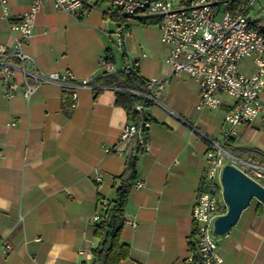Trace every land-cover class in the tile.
<instances>
[{"label":"crops","instance_id":"obj_1","mask_svg":"<svg viewBox=\"0 0 264 264\" xmlns=\"http://www.w3.org/2000/svg\"><path fill=\"white\" fill-rule=\"evenodd\" d=\"M31 2L7 0V15L0 4V46L6 53L15 37L12 27ZM252 12L264 33V0H256ZM142 20L126 21L118 47L120 18L107 4L75 17L46 2L37 14L25 52L41 70L68 74L84 85L74 91L75 101L72 91L47 84L27 102L19 93L6 98L0 84V264L90 262L97 198L112 199L131 143L118 139L128 123L124 109L115 104L116 89L123 86L94 82L105 73L103 58L114 67L107 74L123 72L131 63L140 80L165 79L161 97L166 110L154 104L147 113L148 150L131 152L134 182L144 181L146 187L134 189L133 182L128 193L120 240L129 245L130 255L122 264H188L195 253L189 246L191 215L207 168L208 141L224 143L223 119L232 100L224 96L218 109L197 110V85L182 79L186 75H172L165 61L169 48L154 45L149 27L154 23ZM192 103L205 113L196 116ZM228 149L264 165V124L255 120L237 127ZM216 244L221 264H264V206L258 201L249 205ZM6 246L10 249L4 252Z\"/></svg>","mask_w":264,"mask_h":264},{"label":"built area","instance_id":"obj_2","mask_svg":"<svg viewBox=\"0 0 264 264\" xmlns=\"http://www.w3.org/2000/svg\"><path fill=\"white\" fill-rule=\"evenodd\" d=\"M6 1L0 0L5 15L8 14ZM46 2H50L55 11L75 17L98 6V0H32L20 22L12 27L15 37L11 51L6 53L4 47L0 46V84L8 99L19 93L29 102L41 85L49 84L72 91V99L75 101L74 91L84 85H79L68 74L41 70L24 50L32 38L35 18ZM255 2L256 0H110L120 18L115 30L118 47L122 45L128 19L156 20L161 30V41L169 48L165 61L172 67V75H186L198 87L196 109H218L224 96L232 100L223 119V140L234 138L239 126L250 125L255 120L264 124V103L260 101V96L264 94V33L256 28L255 18L251 15ZM245 58L252 59L255 71L251 74L239 71L238 65ZM101 64L105 73L114 71L108 58H103ZM123 72L137 74L131 63L125 65ZM141 81L143 87L139 90L130 87L116 89L131 92L143 99L134 107L137 122L127 123L121 129L118 139L120 142L135 140L141 150L146 151L149 146L146 133L151 126L148 109L154 104L160 105L159 98L164 91L165 79ZM208 143L207 168L191 215L196 231V250L188 257L187 262L221 264L217 238L212 234V224L226 212L220 181L222 168L231 164L264 187V165L238 158L216 141L209 140ZM102 148L106 153L113 152V149ZM114 152L121 154L120 151ZM96 180L101 181V176H96ZM133 187L143 189L146 183L136 181ZM260 204L264 206L263 203ZM8 249L10 247L6 246L4 252Z\"/></svg>","mask_w":264,"mask_h":264},{"label":"trees","instance_id":"obj_3","mask_svg":"<svg viewBox=\"0 0 264 264\" xmlns=\"http://www.w3.org/2000/svg\"><path fill=\"white\" fill-rule=\"evenodd\" d=\"M107 4L110 9H113L110 0H98V5ZM118 14V11L115 10ZM142 23L156 24V20L144 19ZM118 81V82H116ZM95 83L110 84L111 82L120 83V86L130 87L134 89H142L143 83L136 75L126 74L125 72L103 75L94 80ZM142 98L124 90H119L115 93V104L120 106L126 112L128 123L137 122V114L134 110L136 104L142 102ZM234 138L224 140L223 146L228 148V142ZM128 146L130 155L126 159V168L124 172L117 178L114 185V197L105 200L98 197V216L94 229V238L96 246L91 252L90 262L82 264H122L129 258L130 248L128 244L121 242L120 234L124 224V210L128 197L129 190L135 178V170L132 165L131 152L140 151L141 147L137 145L135 140H131ZM2 242L0 238V243ZM196 231L193 227L191 240L189 242L190 250H196ZM196 258V255H195ZM188 264H196L188 263Z\"/></svg>","mask_w":264,"mask_h":264},{"label":"water","instance_id":"obj_4","mask_svg":"<svg viewBox=\"0 0 264 264\" xmlns=\"http://www.w3.org/2000/svg\"><path fill=\"white\" fill-rule=\"evenodd\" d=\"M220 181L226 212L213 221L212 234L216 238L228 234L252 199L264 204V187L251 180L233 165L223 166Z\"/></svg>","mask_w":264,"mask_h":264},{"label":"rangeland","instance_id":"obj_5","mask_svg":"<svg viewBox=\"0 0 264 264\" xmlns=\"http://www.w3.org/2000/svg\"><path fill=\"white\" fill-rule=\"evenodd\" d=\"M256 7V6H255ZM255 7H254V10H255ZM253 13L254 12H251V15L253 16ZM149 27H151V28H153V29H151L152 30V32L154 33V45H156V43H161V45L163 46L164 44H162V42L160 41V38H161V34H160V30H159V26L157 25V24H154V25H149ZM115 40V39H114ZM113 40V41H114ZM115 42V41H114ZM116 44V43H115ZM114 44V45H115ZM115 56L116 57H118V53L117 52H115ZM118 59H119V57H118ZM117 59V60H118ZM238 68H239V71L241 72V73H244V74H251V73H253L254 71H255V68H254V65H253V63H252V59L251 58H245V59H243L240 63H239V65H238ZM174 79H176V78H174ZM182 79H189L188 78V76H184V77H182ZM193 85V84H192ZM194 86V85H193ZM159 103H160V105L158 106V107H160L161 109H165L164 107L166 106V103L164 102V100H163V98L161 97V95H160V98H159ZM191 107H192V111L194 112V114L197 116V115H199L200 113H205V111L203 110V111H196L195 109H194V105H193V103H192V105H191ZM221 107V106H220ZM166 110V109H165ZM207 111V110H206ZM219 145H223V143H219ZM228 149V148H227ZM228 151L229 152H231L232 154H235V155H237V153L236 152H234V151H230L229 149H228ZM114 197V192L112 191L111 192V194H110V198H113ZM256 202V200L255 199H252V201H251V203H250V205H253L254 203Z\"/></svg>","mask_w":264,"mask_h":264}]
</instances>
